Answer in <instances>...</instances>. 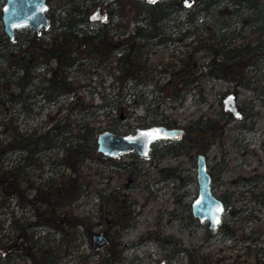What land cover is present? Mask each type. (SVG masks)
<instances>
[{"label":"trees","instance_id":"16d2710c","mask_svg":"<svg viewBox=\"0 0 264 264\" xmlns=\"http://www.w3.org/2000/svg\"><path fill=\"white\" fill-rule=\"evenodd\" d=\"M47 2L49 25L39 34L19 28L9 39L0 22V211L9 202L20 209L19 216L8 210V228L13 237L4 242L0 237V246L9 245L4 259L0 255V264H66L69 259L74 260L71 264H120L123 256L116 247L127 243L118 238L117 230L114 229L112 240L106 236L110 242L103 251L95 250L91 244L89 252H79L80 240H76L81 233L89 236L96 224L73 211L76 200L92 193L100 205L112 199L93 186L92 179L83 171L88 166L87 160L110 159L95 149L96 134L102 129L118 132L121 121L129 126L125 122L127 104L123 99L145 84L151 85L149 98L153 92L163 90L167 94V90L170 100L180 104L194 83L207 77L221 78L231 81L234 91L237 86L256 90L263 95L260 99L264 104V77L263 83L258 84L264 73V0H198L191 8L182 7L180 0H116L118 4L110 7L107 21L85 29L78 25L87 24L88 5L94 0ZM180 9L185 14L182 18L178 16ZM127 14L134 21L132 31L113 38L109 28L119 26ZM196 15L201 18L195 23ZM184 22L196 27L192 38L196 44L182 56L152 62L150 54L154 46L165 49L167 42L177 38L164 35L159 27L190 29L183 26ZM198 27L206 31V38L197 34ZM244 30L251 37L246 38ZM188 33L189 30L181 33L179 38ZM97 72L100 76L106 74L108 85L116 89L109 97L98 95L99 100L94 101L91 91L87 95L80 91L86 84L81 77ZM163 75L166 77L161 81ZM103 81V77L98 80ZM111 111L115 115L111 116ZM150 111L158 112L156 106ZM240 113L239 117H233L222 110L221 124L238 118L239 126L250 129L245 124L250 111L240 109ZM201 115L191 119L188 132L181 135L178 145H163L159 154L165 150L177 158L191 147L195 154L203 153L217 137L221 140L222 126L217 128L213 117L200 121ZM102 117L107 120L100 124ZM159 118L174 121L167 115ZM33 119L35 122L29 124ZM189 134L194 140H185ZM196 138L200 145L195 143ZM131 155L134 160L139 158ZM122 167L127 178L138 169L136 161L122 163ZM168 168L170 178L159 171L165 183L179 177L174 172L175 166ZM44 170L48 174L43 176ZM187 177L190 183H195L193 175ZM179 178L181 184L184 177ZM259 181H264V174L259 172L234 179L237 184H245L244 190L249 192L244 199L251 202L247 210L245 206H233L230 194L220 193L219 198L231 215L243 212L253 216L258 206L264 213V190L254 189L260 185ZM30 189L34 192L28 195ZM111 192L116 194L115 190ZM112 203L115 204L114 200ZM25 205L31 209L27 215L21 213ZM44 227L51 230L35 235ZM210 232L207 243L216 233L221 240L225 235L236 234V229L219 222ZM23 234L25 243L16 244L15 238ZM164 239L166 245L176 240L168 235ZM176 248L187 253L185 264H225L221 256L203 252L200 258H194L185 247ZM258 251H254L252 264H264V251L259 254Z\"/></svg>","mask_w":264,"mask_h":264},{"label":"rangeland","instance_id":"374dc122","mask_svg":"<svg viewBox=\"0 0 264 264\" xmlns=\"http://www.w3.org/2000/svg\"><path fill=\"white\" fill-rule=\"evenodd\" d=\"M92 7L91 4L90 9ZM127 15L129 16L124 17L122 22L129 30L134 21L130 14ZM178 16L182 18L184 14L180 12ZM200 18L201 16L196 15L194 22H198ZM185 23L183 26H189ZM237 29L238 27L235 28V30ZM167 30L164 35L177 38L169 41L165 49L154 46L155 48L153 47L150 54L152 62L158 60L164 62L182 56V53L189 51L191 46L196 44V41L192 39V34H188L182 39L179 38L178 33L172 31V27ZM197 30H199L197 34L206 38L205 31H201L199 27ZM242 34L246 38L251 37V33H248L247 30H244ZM238 40H242V38L238 37ZM102 77L104 81L99 83L98 80ZM165 77L166 75H163L161 81L165 80ZM263 77L264 73L260 75L258 84L263 83ZM81 81L86 84L80 87V91L85 95L91 91L94 101L99 100L98 95L109 97L116 89L114 86L108 85V76L106 74L100 76L99 72L81 77ZM138 87L140 86L132 90L133 94L130 93L127 98L123 99V103L127 104L125 122L129 126L123 125V121H121L118 132H128L135 126L145 124L144 116L151 112L150 109L153 106H156L158 112L151 113L150 121L158 119L161 115H167L174 118L178 124H189L191 119H195L201 114L200 121L213 117L215 126L217 128L222 126L223 132L221 140L217 137L216 141L203 152L211 184H213L212 191L218 197L221 192H226L233 198V206H245L246 210L250 209L251 202L248 204L246 200L244 201L249 194L244 190L245 184H237L234 179L239 175L245 177L257 172L264 174V104L260 99L263 95L252 88L242 86H237L234 91L231 81L213 77L203 78L194 83L190 93L186 94L180 104L170 100L166 89L167 94H164L162 90L156 94L153 92L149 98L151 85L145 84L140 87V90ZM229 91L234 93L239 110L250 111V116L245 119V124L250 129L239 126L238 118L221 124V113L224 110L221 99ZM115 98L113 97L114 101ZM224 111L226 112V110ZM111 112V116L115 115L113 111ZM42 116H44L43 113ZM35 120H31L29 124L32 125ZM106 120L107 118L102 117L99 123L103 124ZM191 139L194 140L190 134L185 137L186 141ZM197 142L196 138L195 143ZM131 154V152H126L117 157H109L110 159L106 162L91 159L86 161L88 166L83 170L85 176L92 179L93 186L100 189L102 194L109 195L112 199L105 203L103 201V204L100 205L99 199L92 193L87 197L78 198L73 204V211L77 215L87 216L88 220L96 222L89 236L81 233L76 238V240H80L79 252L90 251L93 234L102 231L105 236H111L112 240L115 237V230L117 233L119 232L118 238L127 243V245L116 247L121 250L123 256L120 264H157L161 259L167 264H185L188 255L186 252H180L176 248L177 246L185 247L194 258H200L203 252L210 253L212 257L221 256V260L225 264H252L255 257L254 251L260 250L258 254L264 251V213L261 212L259 206L253 216L244 215L243 212H240L243 215L237 213L233 216L229 209H226L222 213V219L230 221L231 227L236 229V234H232L230 238L219 240V233H216L214 239L208 243L205 240L209 239L212 232L207 228V223L205 221L198 222L195 218L189 219V207H186L187 203L185 202H188L189 205L196 192V184L190 183L187 177L193 175L195 171L194 147L177 158L170 157L165 153L160 155L155 153L156 165H151L141 157L134 160ZM11 158L12 156L8 158L7 163H10ZM130 161H136L138 169L133 171L130 178H127V172L122 171L124 169L122 163ZM170 166H175L174 172L178 173L179 177H184L181 184L179 177L170 179L166 183L158 180L161 174L157 169ZM65 171L67 172V169ZM46 174L48 171L44 170L42 175ZM162 174L170 178L169 171L163 170ZM259 184L254 189L264 190V181H259ZM111 190H115L116 194H113ZM33 192V189H30L28 195ZM112 200L115 204L112 203ZM119 201H123V204ZM3 208L5 211L10 210L12 215H20V209L11 202ZM23 211H26V214ZM28 212L29 209L26 206L22 208L21 213L27 215ZM126 214H130L131 217ZM8 220L7 215H0V231L5 228ZM129 221L132 222V225H129ZM118 223L121 225L120 227L117 226ZM77 228L80 230V227ZM47 230H51V228L44 227L35 235L43 234ZM165 235L176 238L174 243L176 247L172 242L166 245ZM241 237L243 239L240 241L236 239ZM109 242L110 240L107 239L99 243L95 250L103 251ZM73 261V259H69L66 264H71Z\"/></svg>","mask_w":264,"mask_h":264},{"label":"water","instance_id":"95a60500","mask_svg":"<svg viewBox=\"0 0 264 264\" xmlns=\"http://www.w3.org/2000/svg\"><path fill=\"white\" fill-rule=\"evenodd\" d=\"M101 1L96 4L88 15L89 20L105 19V13H100ZM46 9V0H4L0 6V17L4 32L9 39H12L15 28L28 26L38 34L40 28L45 29L49 25ZM221 103L222 108L230 112L233 117L241 115L232 91L223 96ZM181 131L180 127H168L161 124L138 126L133 131L124 133L102 129L96 134L95 149L102 155L109 157H117L129 151H134L135 154L146 157L153 141L178 138ZM194 169L196 192L189 203L190 212L198 222L206 221L208 229L213 231L221 220L224 203L211 189L210 175L204 153L199 152L195 155ZM105 240L106 236L102 231H99L92 235L91 244L96 248L99 243ZM157 264L167 263L161 259Z\"/></svg>","mask_w":264,"mask_h":264},{"label":"flooded vegetation","instance_id":"af4514ba","mask_svg":"<svg viewBox=\"0 0 264 264\" xmlns=\"http://www.w3.org/2000/svg\"><path fill=\"white\" fill-rule=\"evenodd\" d=\"M100 0H94V2L93 3H91L92 5H93V7L90 9V6H91V4H89L88 5V10H87V19H88V21H87V24H83V23H80V25H78V26H80L81 28H83V29H85L86 27L87 28H93V27H95L96 26V24H100V23H103V22H105V21H107L108 20V13H109V10H110V7H116L117 6V2H116V0H102L101 1V3H100V13H105V19L104 20H100V19H95V20H93V21H91V20H89V14H90V12L92 11V9L96 6V4L99 2ZM145 1H151V2H153V1H156V0H145ZM198 0H180V2H181V5H182V7H184V8H191V7H193V5L197 2ZM3 2H4V0H1V2H0V6L3 4ZM46 2H47V0H46ZM51 6V5H50ZM53 7V6H52ZM48 8H49V4H48V2H47V9H46V15H47V10H48ZM180 12L182 11V9H180L179 10ZM182 13V12H181ZM61 14V13H60ZM185 15V14H184ZM47 17H48V15H47ZM112 17H110V19H111ZM114 18V17H113ZM112 18V19H113ZM124 18V17H123ZM123 18H122V20H123ZM48 19H49V17H48ZM122 20H121V24H119V26H113L112 25V27L111 28H109V32L112 34V36H113V38H116L117 36H126L129 32H131L132 30V28H130L129 30L125 27V25L123 24V22H122ZM0 22H1V17H0ZM48 27V26H47ZM19 28H25V29H28L29 30V32H33V33H35V34H37L32 28H30V27H28V26H20V27H18V28H15L14 29V31L16 30V29H19ZM173 28V27H172ZM189 28L190 29H185L184 27H181V29H178V30H172V31H174V32H176V33H178L180 36H181V33L183 34V32H186L187 30H189V35L190 34H192V36L195 34V30H193L194 28H196L195 26H189ZM1 29L3 30V26H2V22H1ZM41 29H44V28H40L39 29V32L41 31ZM159 29L162 31V33H166L168 30L167 29H169L168 27H165V26H161V27H159ZM201 30V29H200ZM119 31H121V32H119ZM197 31H199V30H197ZM201 31H204V30H201ZM3 32H4V30H3ZM39 32H38V34H39ZM206 32V31H205ZM5 33V32H4ZM5 35H6V33H5ZM162 36V35H161ZM160 36V37H161ZM168 43V42H167ZM158 46V45H157ZM157 46H155V47H157ZM154 47V48H155ZM158 47H160L161 48V46L159 45ZM163 48V47H162ZM151 113L152 112H149L147 115H145L144 116V122H145V124H142V125H140V126H148V125H151V124H161V125H165V126H168V127H180L181 129H182V131H181V134H180V136L178 137V138H170V139H157V140H155V141H153L151 144H150V149H149V152H148V155L146 156V157H141V156H139V155H137L138 157H141V159H143V160H145V161H147L148 163H151V165H156V158H155V155H154V153L155 152H157L158 153V155H160L159 154V152H158V150H159V148L161 147V146H171V145H178L177 143L179 142V139H180V137H181V135L184 133H187L188 131H187V125L188 124H178V123H176L175 122V120L174 121H172L171 119L170 120H168V121H166V120H164V119H161V118H158V119H154V120H152V121H150V118H151ZM146 117H147V119H146ZM143 122V123H144ZM190 122V121H189ZM190 124V123H189ZM136 127H138V126H135L132 130H130V131H133ZM129 152H131L132 154H135L134 153V151H129ZM168 154L170 157H172L169 153H168V151H165V150H163L162 152H161V154ZM199 153V152H198ZM123 154V153H122ZM197 154V153H196ZM195 154V155H196ZM204 155H205V153H204ZM105 156V155H104ZM109 157V156H108ZM178 157H179V155H178ZM173 158H175V157H173ZM205 159H206V157H205ZM194 164H195V157H194ZM206 164H207V162H206ZM137 170V169H136ZM163 170H167V171H169L170 172V170H169V168L167 169V168H162V169H157V171H163ZM207 170H208V168H207ZM210 175V174H209ZM193 176H194V174H193ZM195 179V178H194ZM158 180H160L161 182H163V179H161V178H159ZM210 186H211V189H212V186H213V184H211V177H210ZM30 195V194H29ZM185 203H187L186 204V207H189V205H188V202H185ZM190 203V202H189ZM26 206V208L28 209V205H25ZM18 207V206H17ZM227 208H226V206L224 205V211L223 212H225V210H226ZM29 212H31V209H30V211ZM28 212V213H29ZM24 214H26V211H24ZM0 215L1 216H4V215H7V217H10V215H9V212L8 211H5L4 210V208L2 207L1 208V211H0ZM9 215V216H8ZM188 217H189V219L190 218H195L194 216H192V214H191V212H190V207H189V210H188ZM223 217L221 216V220H220V222H222L224 225H226V227H228L231 223H230V221H223V219H222ZM196 219V218H195ZM197 220V219H196ZM206 222V221H205ZM9 223H10V221L8 220V223L6 224V226H5V228L2 230V231H0V237H1V241L2 242H4L8 237L9 238H11V237H13V235H12V231L11 230H9V228H8V226H9ZM207 223V222H206ZM208 228V227H207ZM230 236L232 237V235H225V237L224 238H222V240H224V239H226V238H230ZM236 239H238L239 241H240V238H236ZM15 243L16 244H20V243H22V244H24L25 243V239H24V234L21 236H17L16 238H15ZM8 247H9V245L8 244H3L2 246H0V255H1V257L4 259V256H5V253H6V251H7V249H8Z\"/></svg>","mask_w":264,"mask_h":264}]
</instances>
